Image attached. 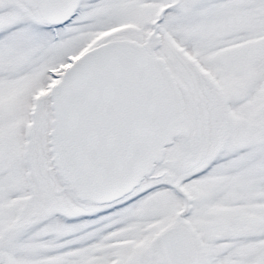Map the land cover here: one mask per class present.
I'll return each mask as SVG.
<instances>
[{"label": "snow or ice", "instance_id": "obj_1", "mask_svg": "<svg viewBox=\"0 0 264 264\" xmlns=\"http://www.w3.org/2000/svg\"><path fill=\"white\" fill-rule=\"evenodd\" d=\"M0 264H264V0H0Z\"/></svg>", "mask_w": 264, "mask_h": 264}]
</instances>
